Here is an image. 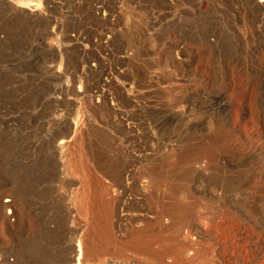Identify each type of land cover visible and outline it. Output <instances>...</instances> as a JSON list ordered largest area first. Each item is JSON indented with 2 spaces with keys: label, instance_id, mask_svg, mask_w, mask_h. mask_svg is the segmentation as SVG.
<instances>
[{
  "label": "rangeland",
  "instance_id": "obj_1",
  "mask_svg": "<svg viewBox=\"0 0 264 264\" xmlns=\"http://www.w3.org/2000/svg\"><path fill=\"white\" fill-rule=\"evenodd\" d=\"M261 1L0 0V264H264Z\"/></svg>",
  "mask_w": 264,
  "mask_h": 264
},
{
  "label": "bare ground",
  "instance_id": "obj_2",
  "mask_svg": "<svg viewBox=\"0 0 264 264\" xmlns=\"http://www.w3.org/2000/svg\"><path fill=\"white\" fill-rule=\"evenodd\" d=\"M252 1V0H251ZM259 1V0H258ZM261 2H264V0H262ZM9 5V4H8ZM262 5V4H261ZM249 7V6H248ZM260 8V7H259ZM260 11V10H259ZM249 12V11H248ZM35 14V13H34ZM256 15H257V13H256ZM261 15V14H260ZM35 16V15H34ZM250 16V15H249ZM251 18V17H250ZM228 113H229V111H228ZM229 117V115L227 114V118L226 119H229L228 118ZM118 119V118H117ZM229 121V120H228ZM227 121V122H228ZM118 122V121H117ZM115 125V124H114ZM77 130V129H76ZM77 133V132H76ZM77 137V136H76ZM73 139H74V137H69V138H64V139H62V140H60L59 141V143H58V149H60V151L61 152H65V151H67L69 148H70V146L73 144ZM78 141V140H77ZM75 144V143H74ZM73 144V145H74ZM82 144H83V142H82ZM88 144V143H87ZM76 145V144H75ZM79 145H81V144H79ZM74 147V146H73ZM88 147V146H87ZM87 147H84V153L86 154V153H89V152H86V151H88V149H87ZM71 148H72V146H71ZM81 148V147H80ZM89 148V147H88ZM56 151H57V149H56ZM69 151V150H68ZM71 152V151H70ZM81 152V151H80ZM69 153V152H68ZM78 153V152H77ZM77 153H76V155H77ZM64 154V153H63ZM58 155H59V153H58ZM65 155V154H64ZM67 155V154H66ZM75 155V154H74ZM79 155H80V153H79ZM60 156V155H59ZM63 156V155H62ZM78 156V155H77ZM90 156V155H89ZM62 158V157H61ZM63 158H64V156H63ZM80 158V157H79ZM93 158V157H92ZM91 158V159H92ZM74 159H75V157H74ZM82 159H83V157H82ZM73 160V159H72ZM79 160V159H78ZM88 160V159H87ZM90 160V159H89ZM59 161V160H58ZM66 161V160H65ZM82 161V160H81ZM62 162H63V160H62ZM85 162V161H84ZM88 162V161H87ZM93 163H96L95 161H92ZM64 163V162H63ZM83 164V163H82ZM86 164V163H85ZM89 164V163H88ZM69 165V164H68ZM81 164L79 163V166H80ZM66 166V165H65ZM73 166V165H72ZM77 167H78V169L80 170L81 168H79V166L78 165H76ZM82 166V165H81ZM76 167V168H77ZM75 168V169H76ZM66 169V168H65ZM72 169H73V171H75L74 170V168L72 167ZM77 169V170H78ZM70 170V169H69ZM67 172V171H66ZM70 172V171H69ZM71 173V172H70ZM76 173V172H75ZM68 175V174H67ZM66 175V176H67ZM75 175V174H74ZM76 177H78V176H76ZM77 179H79V178H77ZM92 181V180H91ZM96 182V181H95ZM113 183V182H112ZM99 185V184H98ZM74 200V199H73ZM12 200H10V199H7L5 202H6V204H4L3 206H1V207H3V208H5L6 206H7V204L8 203H10ZM19 201V200H18ZM13 202V201H12ZM73 202V201H72ZM76 202V201H75ZM16 203V202H15ZM21 203V202H20ZM2 205V204H1ZM13 205V204H12ZM5 213V212H4ZM2 215V214H1ZM7 219V218H6ZM75 249L73 248L72 250H71V256L69 257V259L65 262L66 264H72L73 263V261H72V259L74 258V253H75ZM77 253L79 254L78 255V257H77V261L79 262L80 261V259H81V256H82V254H83V251H82V248L80 247V246H78V248H77ZM66 258V257H65ZM75 260V259H74ZM76 261V260H75ZM77 262V263H78Z\"/></svg>",
  "mask_w": 264,
  "mask_h": 264
}]
</instances>
